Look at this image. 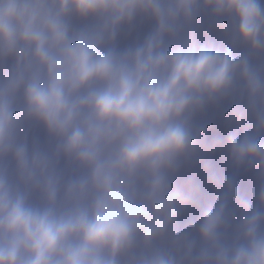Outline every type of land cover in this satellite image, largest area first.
<instances>
[{"label":"clouds","instance_id":"1","mask_svg":"<svg viewBox=\"0 0 264 264\" xmlns=\"http://www.w3.org/2000/svg\"><path fill=\"white\" fill-rule=\"evenodd\" d=\"M0 264H264V0H0Z\"/></svg>","mask_w":264,"mask_h":264}]
</instances>
